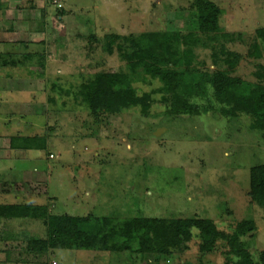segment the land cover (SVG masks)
I'll return each instance as SVG.
<instances>
[{
  "label": "rangeland",
  "instance_id": "rangeland-1",
  "mask_svg": "<svg viewBox=\"0 0 264 264\" xmlns=\"http://www.w3.org/2000/svg\"><path fill=\"white\" fill-rule=\"evenodd\" d=\"M3 1L0 35L4 34V40L13 46L6 49L8 46L1 43L0 51L47 57L43 66L39 65L42 60L35 58L32 66L4 69L0 143L6 147L11 137L50 136L43 149L17 152L9 146V150L5 149L9 157L0 160V182H5L13 194L11 200H16V191L31 190L25 200L45 206L51 215L61 218L93 215L122 220L138 213L165 218L197 215L212 219L227 234L252 215L257 231L244 240L257 260L264 250V209L251 203L248 179L252 166L264 164V139L257 131H249V118H239V130L237 123L233 127L230 120L213 112L171 118L157 95L158 102L148 116L139 109H131L117 116L95 119L74 96L90 76L126 69L116 48L113 55L103 50L106 36L194 29L196 14L188 9L192 0H63L66 11L63 17L57 16L56 6L50 0ZM211 1L225 10L223 30L241 36L228 45L243 57L231 75L255 81L254 73L258 64L264 63V57H249L248 51L257 27H264V0ZM31 4L37 8L31 10ZM11 25L14 31H5ZM90 34H95L101 43H89ZM196 51L201 70H216L210 49ZM160 85L157 81L134 84L140 94ZM65 91H70V96ZM51 154L53 159L49 157ZM19 194L23 196L24 192ZM223 203L228 204L231 212L220 209ZM4 221L6 235L12 238L9 242L18 244L20 250L0 253V264L154 261L123 253L121 239L114 250L115 241L111 240L114 224L106 226V230L101 224L103 231L92 245L101 250L84 248L86 239L79 237L76 230L71 231L73 239L58 231L55 245L60 249L37 260L24 249L27 250L25 246L31 239L46 238L47 228L42 221L32 218ZM67 242L71 249H63ZM198 243L194 238L189 251L161 264H224L228 248L223 242L208 255L200 253Z\"/></svg>",
  "mask_w": 264,
  "mask_h": 264
},
{
  "label": "trees",
  "instance_id": "trees-1",
  "mask_svg": "<svg viewBox=\"0 0 264 264\" xmlns=\"http://www.w3.org/2000/svg\"><path fill=\"white\" fill-rule=\"evenodd\" d=\"M62 2L63 0L49 1L56 6V14L59 17L66 13ZM30 8L34 10L37 7L31 4ZM44 9L42 13L46 15ZM188 9L196 14L197 21L196 27L187 29L188 31L169 30L146 32L138 36H106L103 50L113 55L116 48L126 69L119 72L101 71L90 76L79 86V91L74 95L75 99L95 119H99L101 116H117L131 109H139L143 115L148 116L154 104L158 102L155 96L160 95L159 102L165 106L168 117L203 116L213 112L230 120L233 127L237 123L239 130V118L244 116L250 120L249 131H257L264 139V63L258 64L254 73L255 81L232 76L231 73L236 70L243 57L239 51L229 49L228 45L235 43L241 36L239 33L223 30L221 21L225 10L211 0H192ZM170 21L172 22V19ZM5 31L12 32L14 27L11 25ZM87 39L91 44L101 43L95 34H90ZM198 48L210 49L212 65L216 70H201L196 51ZM248 56L255 59L264 57V27L260 26L255 30ZM35 58L42 60L39 65H45L47 57L43 54L3 53L0 54V68L32 66ZM155 81L161 85L141 94L134 86L137 82L152 84ZM63 93L66 96L71 94L70 91ZM49 139V135L11 137L10 148L43 149ZM249 173L248 193L251 203L264 209V164L252 166ZM220 209L223 212H231L227 203L221 204ZM0 218H32L42 221L47 228L46 238L31 239L25 246L27 250L24 249L26 253L34 254L37 260L47 252L60 249L55 245L58 231L62 236L67 235L68 239L70 236L72 238L71 231L76 230L79 237L86 239L87 244H82L84 248L100 249L99 246L92 245L103 231L101 224H104L105 230L106 226L109 228L114 224V227L111 225L115 229L114 233L112 232L114 236L111 237V240L115 241L114 250L122 241L123 248L120 251L143 260L154 259L148 260L147 264H161L186 253L194 238L199 240L198 248L202 255L214 253L218 243L223 242L228 248L224 264H264V250L256 260L244 240L245 236L257 231V224L252 215L237 223L231 234L219 230L212 219L197 215L165 218L138 213L122 220L112 216L97 218L93 215L84 218H61L51 215L45 206L18 203L0 205ZM194 230H197V233H194ZM94 234L97 237H93ZM2 238L1 242L5 240L3 246L7 247L3 248V252L7 251L9 254L10 251L20 250L18 244L9 242L12 238L6 235V232ZM69 245L71 244L67 242L63 249H71Z\"/></svg>",
  "mask_w": 264,
  "mask_h": 264
},
{
  "label": "crops",
  "instance_id": "crops-1",
  "mask_svg": "<svg viewBox=\"0 0 264 264\" xmlns=\"http://www.w3.org/2000/svg\"><path fill=\"white\" fill-rule=\"evenodd\" d=\"M2 7H4V1L3 0H0V9L2 8ZM3 31V29L2 28H0V32H2ZM4 34H1L0 35V44L1 43H3V44H6V46H8V48H6V49H10V47L11 46H13V44H9L8 42V40H4V38L2 37ZM4 49H5V47H4ZM8 52V51H7ZM4 53V50L3 51H0V54H3ZM4 77H5V72H4V68H0V79H1V83H0V95L2 96V94H1V90H4V84L2 83V79H4ZM9 142H10V140H9ZM9 146V148H10V145H8ZM8 146H6V147H4V145H2V143H0V160H5L6 158H8L9 156H8V154H7V152H6V150L5 149H7V150H9V148H8ZM11 149V148H10ZM12 150V149H11ZM14 151H18V150H14ZM6 153V154H5ZM15 153V152H14ZM13 153V154H14ZM31 156V155H30ZM49 157H50V155H49ZM15 185V184H14ZM16 186V185H15ZM16 187H19L20 189H22V186L21 185H17ZM13 188H14V186H13ZM24 189V188H23ZM19 190V189H18ZM31 191V190H30ZM29 190H23V191H16L15 192V195H14V198H16V200H11V196L10 195H13L12 193H10L11 191H9L8 190V188H5V182H3V181H1L0 182V205H2V206H5V205H13V204H18L19 202L18 201H20V200H24V201H27V202H24L23 204H30V205H34V204H32V202L30 201V200H25V196L27 195V196H29L28 194H31V192H30ZM20 192H24V195L22 196V195H20L19 193ZM6 196H8L9 198H8V200H11L10 202H8V200H7V202L5 201L6 199ZM23 197V199H21ZM30 197V196H29ZM36 206H38V205H36ZM0 220H2V221H0L1 223H0V253H2L3 254V242H1V240L3 239L2 237L5 235V221H4V219H1L0 218ZM3 222V223H2Z\"/></svg>",
  "mask_w": 264,
  "mask_h": 264
},
{
  "label": "built area",
  "instance_id": "built-area-1",
  "mask_svg": "<svg viewBox=\"0 0 264 264\" xmlns=\"http://www.w3.org/2000/svg\"><path fill=\"white\" fill-rule=\"evenodd\" d=\"M50 158L53 159V158H54V155L51 154V155H50ZM53 264H56V263H53Z\"/></svg>",
  "mask_w": 264,
  "mask_h": 264
}]
</instances>
